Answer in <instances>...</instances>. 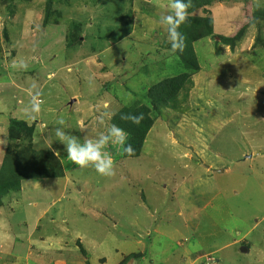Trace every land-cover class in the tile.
<instances>
[{
	"label": "rangeland",
	"instance_id": "374dc122",
	"mask_svg": "<svg viewBox=\"0 0 264 264\" xmlns=\"http://www.w3.org/2000/svg\"><path fill=\"white\" fill-rule=\"evenodd\" d=\"M26 1L11 16L0 0V163L10 146L58 150L65 174L6 198L0 253L10 254L0 264L12 256L15 264H54L59 246L68 264H264V103L257 108L252 95L242 107L234 94L246 87L225 73L239 64L244 84L264 91V25L248 27L234 50L198 42L193 86L155 117L141 156L118 159L106 178L67 160L54 130L95 138L117 110L146 103L153 85L179 72L163 48L165 28L150 22L169 0H154V9L140 0H52L47 25L49 0ZM218 1L214 26L228 21L231 35L249 20L246 8L250 19L264 12V0ZM19 60L27 66L13 67ZM33 85L43 101L35 118L26 111ZM35 206L47 216L37 221Z\"/></svg>",
	"mask_w": 264,
	"mask_h": 264
},
{
	"label": "trees",
	"instance_id": "16d2710c",
	"mask_svg": "<svg viewBox=\"0 0 264 264\" xmlns=\"http://www.w3.org/2000/svg\"><path fill=\"white\" fill-rule=\"evenodd\" d=\"M25 1L26 0H2V2L10 3V6L7 7V11L11 16L17 12L18 5L16 4ZM30 1L31 0H27L26 2ZM215 1L217 0H192V7L189 9V18L179 29L185 37V47L182 53H172L170 42L165 41L163 43V48L167 49L169 53L174 54L176 63L173 62L172 66L175 64L178 65L180 67L179 72L153 85L146 94V103H141L140 105L126 104L117 110L111 117L112 125L115 124L128 133V143H131L135 150L134 155L128 156L123 154L122 150H118V146L109 147L108 150L112 152L115 161L122 158L140 157L144 149L146 137L154 126L155 117H157L163 109L169 107L170 104L178 98L180 92L185 90L187 86H193L192 77L199 73L202 67L194 45L198 41L215 38L214 20L210 10L214 3H216ZM51 7L52 0H49L47 3L45 25H47L49 22L48 20H50ZM257 12L259 13H256L255 18L253 17L250 19V12L248 8H246L245 18L249 20L238 29V33L229 37L219 36L218 40L233 50L246 34L248 27L256 25L258 30H262L264 25V12ZM133 17L132 13L126 16V19L130 22V29L133 23ZM260 20L262 22H260ZM74 29L76 31L78 28L76 27ZM75 31H72V36ZM259 39L264 45L262 35ZM141 113L144 115V119L140 124H134L130 120L123 118L128 115H138ZM20 126L25 130V133L30 130L26 123H19V127ZM64 174V163L57 159L49 149L36 151L31 148V146L23 147L21 145L7 147L3 160L0 163V207L4 206L6 198L14 193L19 194L22 191L23 182L46 180L50 178L57 179L64 177ZM82 251L84 252V249H82Z\"/></svg>",
	"mask_w": 264,
	"mask_h": 264
},
{
	"label": "clouds",
	"instance_id": "9594fccd",
	"mask_svg": "<svg viewBox=\"0 0 264 264\" xmlns=\"http://www.w3.org/2000/svg\"><path fill=\"white\" fill-rule=\"evenodd\" d=\"M167 7L169 12L160 16V24L165 28L168 34V40L171 44V52H183L185 47V37L179 31L181 26L187 22L189 18V9L192 7V0H169ZM26 61L19 60L13 62V67L25 68ZM36 86L33 85V90H30L29 95L30 106L26 111L30 112L35 118L41 111L43 103L41 92L35 90ZM130 120L134 124H140L144 119V115H128L123 117ZM61 126L65 121L61 118L57 120ZM103 123V121H101ZM57 140L65 146L67 153V160L81 169L93 168L99 175L112 178L116 175V161L109 151V145L118 146V150H122L123 154L132 156L135 150L131 143H128V133L124 129L113 124L95 138L84 137L83 142L81 138L76 135H71L63 130V127H57L55 130ZM53 154L57 159L61 158V153L54 150Z\"/></svg>",
	"mask_w": 264,
	"mask_h": 264
},
{
	"label": "crops",
	"instance_id": "0c3cea01",
	"mask_svg": "<svg viewBox=\"0 0 264 264\" xmlns=\"http://www.w3.org/2000/svg\"><path fill=\"white\" fill-rule=\"evenodd\" d=\"M139 1V0H138ZM141 2H143L144 4H145V6H147V7H149V8H155V6L153 5L154 4V0H140ZM154 6V7H153ZM156 8H158V7H156ZM157 10V9H156ZM211 11H213V9L211 10ZM167 12H169V11H166V13ZM212 13V12H211ZM212 17H214V15L212 14ZM214 20V19H213ZM234 20H236V19H234ZM151 22V29L152 30H154V29H158V27H159V25H160V20H151L150 21ZM221 23V22H220ZM221 25V28L219 29H216L215 28V26H214V34H215V38L214 39H212V38H208V42H210V43H207L206 44V50H208V51H210V52H214L213 51V49L214 50H217V48H219V47H225V48H230L229 46H226V45H224V44H222V42H220L219 40H218V37L219 36H223V37H229L231 34H230V32L232 31L231 30V25H230V28L227 30V29H225V28H223L225 25H227L228 26V21H227V23L226 24H220ZM216 29V30H215ZM219 31H220V33H219ZM247 34H248V32H247ZM246 34V35H247ZM215 40H217V41H215ZM202 41V40H201ZM198 42H200V41H198ZM198 42H196L195 43V50H196V53H197V55L199 56L200 55V53H201V51L199 50V48H197V43ZM215 47V48H214ZM234 50V49H233ZM219 56V55H218ZM232 64L233 63H231V64H229L227 67H226V75H227V77H228V74L229 75H231V77L233 78V79H231L230 81L232 82V83H234L236 86L237 85H239V84H242L244 87H246L245 89H246V91L245 92H243V91H241V94L239 95V89H237L236 91H235V94H234V98L238 101V102H240V104H241V106L242 107H245L246 105H249L250 104V101H251V97H252V95L253 96H255L256 97V99L258 100V103H257V105H256V107L258 108V106H259V98H262L261 99V101L264 103V96H262V94H263V87H259L258 86V88H256L255 86H250V85H245L244 83H248L249 84V82H248V77L247 78H244L243 76H240V72H239V68H240V66H239V64H237L236 65V68L234 67V66H232ZM231 66L234 68V70H233V72L231 73ZM248 67V66H247ZM250 67V66H249ZM237 76V78H235ZM235 78V79H234ZM235 85H233L234 87H236ZM256 88V89H255ZM259 89V90H258ZM254 90H257V92H256V94H255V92H254ZM260 92H262V94L260 93ZM238 106V105H237ZM239 107V106H238ZM252 113H253V109H252ZM264 118V117H263ZM247 135H249L248 134V132H247ZM57 180V179H56ZM56 180H51V181H56ZM31 181H25V182H23V187L25 186L24 185V183H30ZM23 187H22V190H23ZM44 187L46 188V189H44V190H49L48 188V186L47 185H44ZM38 191H41L40 189H34L33 190V193H37ZM42 192V191H41ZM38 206H39V203H38ZM0 209H5L4 207H0ZM34 209H36L35 211H36V213H37V215H38V217H37V221L39 220V219H42V217L44 216V217H46L47 216V214H48V209H44V210H42L41 208L40 209H38L37 210V206H35L34 207ZM34 211V212H35ZM52 220H55V219H52ZM37 231H39V228L37 227ZM32 235V233H30V235H29V238H30V236ZM44 244H46V238H44L43 239V241H42ZM19 243H22V242H20V241H17V242H15L14 243V245H13V248L12 249H15L16 248V244H19ZM60 243V241H58V244ZM1 247V246H0ZM35 247H32V249H34ZM29 249V248H28ZM63 249H65V248H63V247H58L57 248V251H58V253H61V257L58 259V260H56V262L54 263V264H68V262L66 261V259H64V256H63V253H67L65 250H63ZM16 250V249H15ZM36 252H40V249L38 250L37 248H36ZM42 251H44V249H42ZM53 252H54V250H53ZM72 252V251H71ZM199 253H201V251L199 252ZM0 254H10V253H0ZM27 255V254H26ZM16 257H20V256H16ZM2 259V257H0V260ZM11 261H12V264H15V262H13V261H17L18 259L17 258H15V256H12V258L10 259ZM75 262H77V257L75 258V261H74V263ZM77 264H81V263H77Z\"/></svg>",
	"mask_w": 264,
	"mask_h": 264
}]
</instances>
